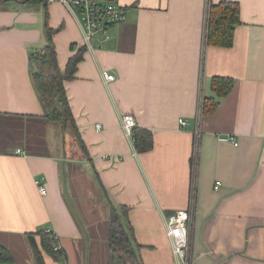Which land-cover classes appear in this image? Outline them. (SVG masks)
<instances>
[{
	"label": "crops",
	"instance_id": "1",
	"mask_svg": "<svg viewBox=\"0 0 264 264\" xmlns=\"http://www.w3.org/2000/svg\"><path fill=\"white\" fill-rule=\"evenodd\" d=\"M105 1L126 21L94 35L65 81L76 134L44 117L28 63L48 14L64 70L82 44L76 19L58 1L0 0V244L10 264H36L27 233L37 230L64 251L43 254L45 264H110V208L120 205L141 264H178L165 227L177 210L190 217L188 264H264V0H230L240 17L230 47L207 42L210 5L224 0ZM216 76L234 81L221 98ZM206 97L219 101L207 115ZM123 114L151 131V150H135ZM226 135L238 144L218 142Z\"/></svg>",
	"mask_w": 264,
	"mask_h": 264
},
{
	"label": "trees",
	"instance_id": "2",
	"mask_svg": "<svg viewBox=\"0 0 264 264\" xmlns=\"http://www.w3.org/2000/svg\"><path fill=\"white\" fill-rule=\"evenodd\" d=\"M27 3H45L46 0H25ZM46 43L40 49H34L28 54V63L32 73L35 91L43 105L44 117L58 122L62 128H72L77 134V128L71 111L69 99L65 89V81L74 79L79 62L87 50L84 44L76 47V52L67 61L64 70L57 63L53 34L57 29L48 25V14H45ZM240 23L239 3L224 0L213 3L209 8L207 21L208 45L230 47L234 40L235 27ZM75 43L70 47L73 49ZM230 77L216 76L211 81V87L217 98L226 96L233 87ZM216 97H206L203 103V114H211L217 108L219 101ZM134 148L137 152H146L153 148V136L150 130L135 126L132 129ZM109 221V235L107 248L110 264H141L137 257V244L134 242L133 229L128 222V208L126 206H111ZM38 237V240L36 239ZM29 245L36 264H45L44 255L54 260L64 256L63 249L55 250L56 235L51 230H37L27 233ZM13 256L10 250L0 244V264H10Z\"/></svg>",
	"mask_w": 264,
	"mask_h": 264
},
{
	"label": "built area",
	"instance_id": "3",
	"mask_svg": "<svg viewBox=\"0 0 264 264\" xmlns=\"http://www.w3.org/2000/svg\"><path fill=\"white\" fill-rule=\"evenodd\" d=\"M47 1H58L67 8L80 27L82 44L89 49H92L91 41L94 35L101 32L105 38H108L107 32L110 25L124 23L126 21L125 9L119 4L107 2L105 0ZM102 77L105 83L114 80V75L108 74L106 71H102ZM120 121L123 131L134 145L132 129L136 126L135 118L130 114H123L120 116ZM178 124L185 128L188 125V122L180 118ZM217 140L220 143H232L235 146L238 144L237 140L232 135L218 136ZM36 184L40 194L45 195V185L40 180H37ZM218 185L219 182H217L215 188H217ZM189 219L190 217L187 210H177L170 214L165 220L166 234L171 241L172 252L177 259L178 264H188ZM59 248V245L54 247L55 250H58Z\"/></svg>",
	"mask_w": 264,
	"mask_h": 264
},
{
	"label": "rangeland",
	"instance_id": "4",
	"mask_svg": "<svg viewBox=\"0 0 264 264\" xmlns=\"http://www.w3.org/2000/svg\"><path fill=\"white\" fill-rule=\"evenodd\" d=\"M107 2H108V1H107ZM55 29H57L56 32H57L58 30H60L58 27L55 28ZM81 37H82V35H81ZM93 43H94V41H93ZM49 123L54 124L55 122L50 121ZM28 130H30V129H28ZM33 132H34V131H33ZM20 250H21V249H20Z\"/></svg>",
	"mask_w": 264,
	"mask_h": 264
}]
</instances>
